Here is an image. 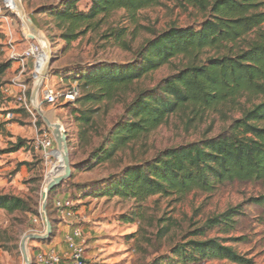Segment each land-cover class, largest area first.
I'll use <instances>...</instances> for the list:
<instances>
[{"label":"trees","instance_id":"1","mask_svg":"<svg viewBox=\"0 0 264 264\" xmlns=\"http://www.w3.org/2000/svg\"><path fill=\"white\" fill-rule=\"evenodd\" d=\"M162 1L59 0L36 8L30 19L40 31L48 26L51 37L57 31L56 38L70 46L90 32L98 31L107 19L121 11L137 28L139 13L160 6ZM181 2L203 16L199 25H173L161 32L154 31L128 63L84 65L63 77L64 82L75 83L78 91L76 99L64 103L63 108L71 110L79 125L77 147L85 155L79 171L93 172L113 164L172 117L179 118L187 130L197 128L213 114L229 124L215 137L167 148L149 161L120 167L116 173L96 182L97 187L90 189L89 196L144 203L153 197L184 199L195 192L216 193L235 183L264 182V0ZM83 3L85 8L81 9ZM130 35L133 39L137 36L123 28L110 31L105 38L131 51V43L127 41ZM3 39L0 34V41ZM175 60L180 64L174 73L151 88L139 86ZM16 63L11 58L0 62V79ZM32 69L33 65L26 73L30 84L34 82ZM26 85L29 102L31 88L29 83ZM118 105L120 112L111 115ZM10 113L12 122L18 120L17 115L31 116L18 102ZM37 123L40 125L42 121ZM25 144L29 147L28 142L17 139L6 152H17ZM76 154L71 153V158ZM23 165L27 163L20 166ZM250 200L264 209V195ZM241 208H229L184 237L183 243L172 249L178 259L176 264L217 260L241 264L244 260L234 248L208 234L211 230L223 235L234 232L237 218L242 215ZM26 209L24 199L0 194V211L14 214ZM49 219L52 234L48 241L54 233L51 213ZM142 219L141 211L131 214L125 222L134 225ZM163 262L158 259L153 264Z\"/></svg>","mask_w":264,"mask_h":264},{"label":"rangeland","instance_id":"2","mask_svg":"<svg viewBox=\"0 0 264 264\" xmlns=\"http://www.w3.org/2000/svg\"><path fill=\"white\" fill-rule=\"evenodd\" d=\"M58 1L21 0L29 18L36 8L45 4H56ZM181 1L163 0L160 6L141 11L138 15L137 28L131 25L124 12H118L107 19L98 31L90 32L70 46H66L64 42L56 38L57 31L52 34L53 39H51V34L47 31L48 26L44 27V31H40L53 55V62L44 84L54 87L58 101L55 105H48L39 93L35 105L41 107L43 115L50 123L60 125L66 132L69 156L73 152L77 153L74 158L70 156L71 164L75 165V168H72V177L48 196L47 217L49 218L50 213L53 216L57 200L69 199L74 203V211L82 210L86 219L90 221L86 222L87 225H92L94 222L105 225L103 235H107L111 243L110 248L115 254L114 261L153 264L158 259H163V264H176L175 261L178 259L172 254V249L183 243L184 237L190 235L195 229L206 226L211 218L224 214L229 208L241 206L242 215L237 218L238 226L234 232L223 235L216 230H211L208 232L209 237L220 238L224 245L234 248L244 260L241 264H264V209L250 200L264 195V182L235 183L216 193L195 192L184 199H178L175 196L153 197L144 203L133 200L124 201L119 198L107 199L96 195L89 196L90 189L97 187L96 182L116 173L120 167L149 161L167 148L191 144L204 137H215L229 124L220 120L217 115H210L203 124L190 130L186 129L179 118L172 117L148 139L137 143L120 155L113 164L93 172L79 171L85 158L84 151H79L77 147L79 125L75 117L71 115V110L63 108L64 92L72 87L76 88V84L64 82L63 77L71 75L77 67L84 65L92 66L95 63L104 62L121 65L128 63L133 59L140 45L152 37L154 31L161 32L173 25L178 27L199 25L203 16L192 8L183 6ZM84 8L85 3L81 6V9ZM123 28H128L129 32L132 31L137 35L135 39L131 35L127 38V41L131 43V51H125L115 46L112 39L105 38L110 31ZM0 34L4 36V39L0 41V62L10 59L12 55H22L33 43L39 45L43 54H47L44 43L36 37L33 38V34L24 25L22 19L9 8L4 0H0ZM43 54L42 66H45L47 59ZM179 64L180 61L175 60L171 65L161 68L142 81L139 86L144 88L155 86L162 78L174 73ZM29 77L28 74L20 77L19 68L13 67L0 79V126L2 127L0 128V194L18 196L27 204L25 211L14 214L0 211V264H24L23 239L30 234L46 235L47 228L42 219V194L47 185V178L63 161L59 150H56L55 157H52L46 165L41 155L36 154L31 146L28 147V144L17 152H6L17 139L32 145L36 132L35 126L39 130L53 133V129L44 125L43 119L35 111V116L32 114L30 117L22 116L16 122L6 118V115L17 107L15 97L20 92L19 82L29 83L32 93L35 79L30 84ZM131 97L132 95L129 99ZM120 109L118 105L111 115L120 112ZM40 120L42 124L39 125L37 121ZM22 163L27 165L20 166ZM83 186L88 188L81 189ZM81 201L83 202L78 204ZM141 211L143 213L141 222L138 221L134 225L125 222L131 214ZM44 241L47 242L48 239ZM39 242L41 241L27 242L30 263L36 261L35 246ZM107 250L108 248L101 247L98 254L102 257L95 259L103 261L104 255H110ZM202 264L238 263L217 260Z\"/></svg>","mask_w":264,"mask_h":264},{"label":"built area","instance_id":"3","mask_svg":"<svg viewBox=\"0 0 264 264\" xmlns=\"http://www.w3.org/2000/svg\"><path fill=\"white\" fill-rule=\"evenodd\" d=\"M42 50L38 44H31L22 55H12L11 59L17 60L19 64V76H24L29 68V63L33 62V69L30 73L35 79V83L38 80V76L41 73L40 64L42 58ZM18 86L20 88L19 95L16 98L17 102L24 106V108L33 116L34 110L31 102H27L26 91L28 89L25 82H19ZM40 93L44 99V102L48 105H55L58 101V95L53 86L43 85ZM78 95L77 88H74L72 92H67L63 94L64 103L73 102ZM7 120L13 119V114L8 113L6 115ZM32 148L34 151L41 153L43 160L46 162V165L54 156L55 151V139L53 133L48 131H41L38 133L36 138L32 143ZM55 210L58 216L63 220H70L74 218V203L69 199L57 200L55 202ZM82 233L80 230H76L73 235H68L65 238V242L68 245L69 252L62 257L57 253L55 249L47 250L46 252H40L36 255L37 264H60L61 261H67L65 264H85L86 249L84 243H78L76 241L77 237H81Z\"/></svg>","mask_w":264,"mask_h":264},{"label":"crops","instance_id":"4","mask_svg":"<svg viewBox=\"0 0 264 264\" xmlns=\"http://www.w3.org/2000/svg\"><path fill=\"white\" fill-rule=\"evenodd\" d=\"M32 65H33V62L31 61L29 63V69H31ZM13 67L19 68V64L16 63L13 65ZM17 117L20 118L22 116L17 115ZM43 117L45 118V120L49 121L48 118H46L45 116ZM45 120L43 119V123L44 125L47 126ZM9 125L11 126V124ZM35 128H36V132H35V136L33 139H35L38 133L41 132L42 130V129L39 130L37 126H35ZM55 145L57 149L56 141H55ZM29 146H31V149L33 150L32 145H30V143H29ZM34 152L36 154L41 155V153L37 151H34ZM82 202L83 201L78 202V204H81ZM53 219H54V223H53L54 233L51 237V240L47 242L41 241L39 243H36V246H35L36 255L39 254L40 252H46L47 250L55 249L59 255L64 257L69 252L68 245L65 242V238L68 235H73L76 230H80L82 235L81 237H77L76 241L78 243H84L86 245L87 251H86V257H85V264H130L129 261H114L115 254L112 253V249L110 248L111 243H109L107 239V235L105 234L103 235V232H104L103 230L105 228V225L104 224L99 225L95 222L92 223V225H87L86 222H90V221L86 219L82 210H77L75 212L74 218L70 220L61 219L58 216L57 212L54 211ZM101 247H105V249L108 248L107 251H109V254H110V255H104L105 257L103 261H100V259L99 260L95 259L97 257H100V258L102 257L101 254H98V252H100L99 249ZM66 262L67 261L63 260L61 261L60 264H65ZM34 263L37 264L36 261H34Z\"/></svg>","mask_w":264,"mask_h":264},{"label":"water","instance_id":"5","mask_svg":"<svg viewBox=\"0 0 264 264\" xmlns=\"http://www.w3.org/2000/svg\"><path fill=\"white\" fill-rule=\"evenodd\" d=\"M4 2L6 3V0H4ZM17 3L19 6V11H20L19 17L22 19L24 25H25V23H27V24L30 23L31 27L29 30L33 34V36H34L33 38H35L36 36H41L40 30L34 25L32 20L26 14V11L24 9V6H23L21 0H17ZM45 42L47 43L46 40H45ZM47 45L49 48V54H48L47 62H46V65L44 66V68L42 69L40 75L38 76V80L34 85V89L32 90L31 97H30V102L32 104L33 110L36 113H38L44 120H45V118L43 117L44 116L43 112L41 111V109L35 107L34 103H35V100H37V98H38V95H39V93H40V91H41V89L45 83V80L47 79L49 69H50L52 62H53L52 50H51L48 43H47ZM45 122L49 128H52V125L49 121L45 120ZM60 129L62 130L60 125H55V128L53 130V134H54L55 141L57 144V150H60V149L64 150V160H63L64 161V173L61 176H58L55 179H53L49 183V185L46 189V192H43V194H42V200H43L42 219L46 225L47 232H46V235H44V236L36 235V234H30V235H27L23 239L22 252H23V256H24V264H31L29 261L27 242L29 240L44 241V240L48 239L52 234V224L49 221V218L47 217V213H46L47 200H48V196H49L50 192L53 189L60 186L63 182L68 180L72 175L71 160H70L69 148H68V136H67L65 131L62 130V132H61Z\"/></svg>","mask_w":264,"mask_h":264},{"label":"bare ground","instance_id":"6","mask_svg":"<svg viewBox=\"0 0 264 264\" xmlns=\"http://www.w3.org/2000/svg\"><path fill=\"white\" fill-rule=\"evenodd\" d=\"M6 2H7V5L9 6V8H11L12 10H14V12L16 13V14H18V16L20 15V11H19V6H18V3H17V0H6ZM29 25H30V23H25V26L27 27V29L29 30L30 29V27H29ZM36 36V35H35ZM40 41H42L43 43H44V46H45V50H46V52H47V54L45 55V54H43L44 55V57L47 59L48 58V54H49V48H48V45H47V43L45 42V40H44V38L42 37V36H36ZM42 61H43V56H42V58H41V66H40V70L42 71V69L44 68V66H42ZM46 65V64H45ZM35 101H37V100H35ZM35 104V103H34ZM35 107H37V108H39V109H41V107H38V106H36L35 105ZM50 122V121H49ZM51 125H52V129L54 130V128H55V124L54 123H52L51 122ZM63 130V129H62ZM62 130L60 129V131L62 132ZM59 154H60V157H61V159L62 160H64V150L63 149H60L59 150ZM64 172V161H62V164L61 165H59V166H57L53 171H52V173L49 175V177L47 178V185H46V188H45V190H44V192H46V189H47V187H48V185H49V183L53 180V179H55L56 177H58V176H61L62 175V173Z\"/></svg>","mask_w":264,"mask_h":264}]
</instances>
